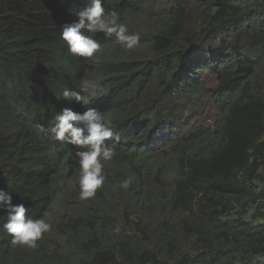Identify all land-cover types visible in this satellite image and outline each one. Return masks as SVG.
<instances>
[{
  "label": "trees",
  "instance_id": "trees-1",
  "mask_svg": "<svg viewBox=\"0 0 264 264\" xmlns=\"http://www.w3.org/2000/svg\"><path fill=\"white\" fill-rule=\"evenodd\" d=\"M86 2L0 0V190L51 224L13 246L0 209V264H264V0H104L140 43L86 33L98 63L60 37ZM84 80L120 137L87 200L47 131Z\"/></svg>",
  "mask_w": 264,
  "mask_h": 264
},
{
  "label": "clouds",
  "instance_id": "clouds-1",
  "mask_svg": "<svg viewBox=\"0 0 264 264\" xmlns=\"http://www.w3.org/2000/svg\"><path fill=\"white\" fill-rule=\"evenodd\" d=\"M103 2L104 0H87L86 6L76 13L77 20L65 24L60 32V37L71 54L90 59L93 63L100 60L97 54L101 51V44L86 33H103L105 38L112 39L126 50H133L140 43L139 34L130 32L116 11H106ZM106 94L107 89L95 80L82 81L81 91L65 88L62 92L63 98L75 100L84 107L91 103V98ZM85 109L81 113L68 107L63 108L47 129L54 140L75 146L74 158L78 164L81 200L94 198L97 190L103 187L106 180L103 162L111 161L116 155L115 148L107 141L118 142L120 139L101 112L94 107ZM37 127L41 131L45 130L42 125ZM130 184V179H124L119 187L127 189ZM0 209L7 214L3 227L11 235L13 246L36 248L37 241L51 230V224L45 218L32 219L26 216L25 206L13 204L11 195L3 190H0ZM114 231L119 233L120 228L115 227Z\"/></svg>",
  "mask_w": 264,
  "mask_h": 264
}]
</instances>
